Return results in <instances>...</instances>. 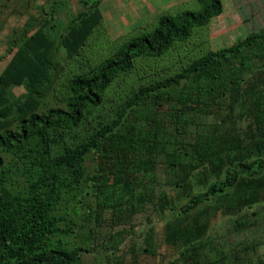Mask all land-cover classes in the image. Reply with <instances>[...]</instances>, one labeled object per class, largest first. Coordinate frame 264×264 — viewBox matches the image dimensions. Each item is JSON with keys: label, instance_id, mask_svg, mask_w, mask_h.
<instances>
[{"label": "trees", "instance_id": "1", "mask_svg": "<svg viewBox=\"0 0 264 264\" xmlns=\"http://www.w3.org/2000/svg\"><path fill=\"white\" fill-rule=\"evenodd\" d=\"M66 1L0 0V33L37 11L13 28L0 72V264H82L98 229L69 238L91 199L99 227L105 211L121 222L147 202L169 210L165 241L180 248L170 264H247L209 235V220L264 203V27L121 94L138 60L188 41L224 0L162 12L104 56L86 49L101 0H77V13ZM161 171L173 199L159 192ZM146 241L155 255L152 232Z\"/></svg>", "mask_w": 264, "mask_h": 264}, {"label": "rangeland", "instance_id": "2", "mask_svg": "<svg viewBox=\"0 0 264 264\" xmlns=\"http://www.w3.org/2000/svg\"><path fill=\"white\" fill-rule=\"evenodd\" d=\"M49 1L38 0V3L49 4ZM192 1L181 0L160 4V9L156 11L154 17L148 22L144 21L145 24H141L136 22L133 12L127 9L126 0H118V4L112 0L103 2L101 0L103 24L88 41L87 52L90 55L92 53H99L98 56L108 55L118 45L119 40L129 37L139 26H149L160 13L173 12L176 7L192 8ZM115 3L117 6L114 5ZM223 3L222 14L213 18L206 28L196 31L188 41L175 45L160 59L138 60L133 72L121 83V94L130 90L132 86L168 76L209 49L231 45L238 38L246 37L264 27V0H224ZM81 9L82 5L77 0L66 1L68 12L77 13ZM35 14L37 11L31 9L25 15H12L7 21L0 33V72L10 58L5 51L13 28L22 25L28 15ZM259 87L264 88V79L260 80ZM13 91L16 95L25 92L23 87H14ZM250 122L248 118L239 120L241 132L247 129ZM90 166H95V161L91 162ZM160 176L159 192L165 191L169 198H175L176 190L170 179L162 171ZM93 182L94 180L89 181L90 191L93 190ZM196 188L201 190L203 186L199 183ZM93 209L94 202L91 199L82 206L80 214H73L77 221L76 239H69L80 243L81 238L89 234L90 228L98 229L91 244V250L84 253L82 264H170L179 256L180 248L169 245L165 241V216L169 215V210L159 213L155 205L147 202L142 211L121 222L114 219L112 212L105 211L104 221L99 227L94 221ZM149 232L153 234L155 255L146 251V238ZM209 235L226 250L231 251L235 248L239 252L240 259L247 264L248 262L260 263L264 260V244L262 243L264 242V203L243 207L238 212L220 213L211 218Z\"/></svg>", "mask_w": 264, "mask_h": 264}, {"label": "crops", "instance_id": "3", "mask_svg": "<svg viewBox=\"0 0 264 264\" xmlns=\"http://www.w3.org/2000/svg\"><path fill=\"white\" fill-rule=\"evenodd\" d=\"M104 0H102L103 2ZM111 1V0H109ZM116 1L118 4V0H112ZM126 7L130 12H133V15L136 18V22H139L141 24H145L144 21L148 22L154 17V14L157 10L160 9V4H168L175 1H181V0H126ZM114 4L117 6V4ZM162 8V6H161ZM140 24V25H141Z\"/></svg>", "mask_w": 264, "mask_h": 264}]
</instances>
